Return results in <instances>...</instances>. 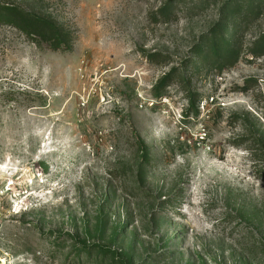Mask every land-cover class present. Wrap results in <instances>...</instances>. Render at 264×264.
Masks as SVG:
<instances>
[{
	"label": "rangeland",
	"instance_id": "rangeland-1",
	"mask_svg": "<svg viewBox=\"0 0 264 264\" xmlns=\"http://www.w3.org/2000/svg\"><path fill=\"white\" fill-rule=\"evenodd\" d=\"M236 1L0 0L73 38L0 22V264H264V0ZM218 22L234 66L200 63Z\"/></svg>",
	"mask_w": 264,
	"mask_h": 264
},
{
	"label": "trees",
	"instance_id": "trees-1",
	"mask_svg": "<svg viewBox=\"0 0 264 264\" xmlns=\"http://www.w3.org/2000/svg\"><path fill=\"white\" fill-rule=\"evenodd\" d=\"M253 0H241L234 3L229 11V15L233 16L236 6L251 5ZM0 22L12 25L22 31L35 42H46L52 49L58 50L62 47H71L72 34L51 17L36 15L28 12L23 7L15 4H0ZM234 28V27H232ZM229 27L223 23L218 24L213 28L211 34L207 37V41L200 51V63L220 62L224 66H234L240 58V33L238 30L232 34L231 38L227 39ZM264 42V39H263ZM167 77H164L159 84H164Z\"/></svg>",
	"mask_w": 264,
	"mask_h": 264
}]
</instances>
